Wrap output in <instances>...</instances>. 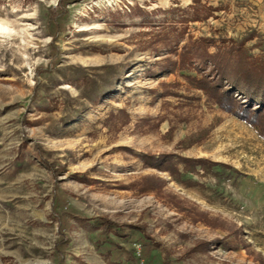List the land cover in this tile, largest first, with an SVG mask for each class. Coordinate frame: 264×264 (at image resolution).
<instances>
[{"label":"rangeland","instance_id":"obj_1","mask_svg":"<svg viewBox=\"0 0 264 264\" xmlns=\"http://www.w3.org/2000/svg\"><path fill=\"white\" fill-rule=\"evenodd\" d=\"M58 1L0 0V264H264V137L193 51L264 65V0H77L52 41Z\"/></svg>","mask_w":264,"mask_h":264},{"label":"trees","instance_id":"obj_2","mask_svg":"<svg viewBox=\"0 0 264 264\" xmlns=\"http://www.w3.org/2000/svg\"><path fill=\"white\" fill-rule=\"evenodd\" d=\"M69 2L75 3L77 0H59L57 8L50 10L52 14L49 17L48 26L55 30L50 34L52 41L55 40L60 29V23L58 22L60 14H58V11L61 13L64 4ZM207 45L199 44L193 50L195 53L194 59L197 65L202 68L200 70L201 78L195 80L196 87L213 99L221 110L249 123L264 137V65L251 62L240 48L222 46L215 53H209L206 49ZM200 47L204 49L202 50ZM186 61H189V58H184L183 55L181 67H186ZM192 162L194 166L202 167L205 164L203 160ZM99 225L106 232L111 229L115 230L117 227L108 221ZM65 244L66 239L62 238L57 247ZM140 247L139 256L137 258L134 256L135 249L132 248L131 254H133H130L128 259L143 260V246L140 244ZM57 264H63V255L60 256Z\"/></svg>","mask_w":264,"mask_h":264},{"label":"bare ground","instance_id":"obj_3","mask_svg":"<svg viewBox=\"0 0 264 264\" xmlns=\"http://www.w3.org/2000/svg\"><path fill=\"white\" fill-rule=\"evenodd\" d=\"M7 31L8 30L5 28V26H3V25L0 24V35H5L6 33L8 34Z\"/></svg>","mask_w":264,"mask_h":264},{"label":"built area","instance_id":"obj_4","mask_svg":"<svg viewBox=\"0 0 264 264\" xmlns=\"http://www.w3.org/2000/svg\"><path fill=\"white\" fill-rule=\"evenodd\" d=\"M139 252H140V250L138 249L137 250V255L139 256ZM129 264H145L144 262H143V260H140V261H138V262H132V263H129Z\"/></svg>","mask_w":264,"mask_h":264}]
</instances>
